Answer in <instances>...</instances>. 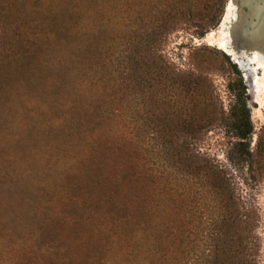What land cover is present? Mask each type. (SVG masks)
<instances>
[{"label":"trees","instance_id":"1","mask_svg":"<svg viewBox=\"0 0 264 264\" xmlns=\"http://www.w3.org/2000/svg\"><path fill=\"white\" fill-rule=\"evenodd\" d=\"M223 8L0 0V264H260L257 213L230 172L255 184L264 170L240 70L221 54L235 79L217 112L201 75L161 54L179 29L201 39ZM157 98L181 131L153 128ZM215 126L234 140L229 167L197 150Z\"/></svg>","mask_w":264,"mask_h":264},{"label":"rangeland","instance_id":"2","mask_svg":"<svg viewBox=\"0 0 264 264\" xmlns=\"http://www.w3.org/2000/svg\"><path fill=\"white\" fill-rule=\"evenodd\" d=\"M228 4L229 0H224V8L218 25L207 31L201 39L194 34L192 28L185 27L170 35L161 47V54L165 63L173 65L179 71H192L197 75H201L202 89L206 91L208 96L212 97L211 104L214 105L217 112L223 111L225 113L228 112L233 101V96L227 87L235 79V76L230 73L228 64L221 56V54H226L218 45V39L222 35V31H227L226 28L228 27V24L222 25L225 20ZM197 16L201 18L203 13H197ZM211 33L213 34L212 38L208 36ZM229 60L231 63H234L230 57ZM196 68L199 69L198 72H196ZM240 73L244 81V75L241 71ZM261 75L262 70L259 71L257 76L260 77ZM262 81L264 83V77ZM246 95L248 97L253 126V134L248 141L249 149L252 152L255 150L257 139L260 137L261 153L264 161V91L262 94H257L256 92L250 93L246 90ZM156 102H160L161 104L162 101H158V98L152 101L150 121L153 128L158 129V131L163 129L174 132L181 131L183 125H185L184 122L163 117L160 111L162 106L158 107L155 104ZM198 116L202 117V113L199 112ZM201 123L195 121L193 126H201ZM167 140L169 141V139ZM231 143H234V140L229 137H224L223 132L215 126L208 128L203 134L199 140L197 150L203 157L213 159L221 166L229 167V162L226 159V147L230 146ZM231 170L230 172H233L235 182L238 185L239 195L257 213L258 225L256 234L261 245L259 261L260 264H264V170L259 182L255 184L249 181L250 171L246 167H242L237 171Z\"/></svg>","mask_w":264,"mask_h":264},{"label":"water","instance_id":"3","mask_svg":"<svg viewBox=\"0 0 264 264\" xmlns=\"http://www.w3.org/2000/svg\"><path fill=\"white\" fill-rule=\"evenodd\" d=\"M254 7H257V9L259 8L258 10L256 9V11H259L260 15H254ZM240 11L246 16L240 23H237L233 19L229 21L224 20L223 26L228 24L226 30L234 24L240 27V30H236L234 37L228 42V48L231 52L225 54L232 59L234 64L243 73L246 90L253 93L255 92L254 79L258 75L260 69L256 67V64L252 61L254 52L259 50V48L254 44L255 40H257V36L253 37L251 32L258 33L264 27V17L261 15V13H264V0H247V2L234 0L235 16H239Z\"/></svg>","mask_w":264,"mask_h":264},{"label":"bare ground","instance_id":"4","mask_svg":"<svg viewBox=\"0 0 264 264\" xmlns=\"http://www.w3.org/2000/svg\"><path fill=\"white\" fill-rule=\"evenodd\" d=\"M241 1L247 2V0H241ZM254 9H255L254 15H256V14L260 15V12L256 11L257 7H254ZM234 13H236V12H234V0H229V4L227 5V13L225 14V21H229V20L233 19L237 23L238 22L240 23V21L244 17H246L243 15V13L241 11H240L239 16H235ZM261 15L264 17V13L263 14L261 13ZM236 30H240V27L237 26L236 24H234L227 31H222L223 33L218 39L219 48L222 51H224L225 53L231 52L230 49L228 48V42L231 41L232 37H234ZM251 33H252L253 37L257 36L256 37L257 40H255L254 44L257 48H259V50H256L254 52V56H253L252 61L256 64V67H258L260 70H262V75L260 77L256 76L254 79V88H255V92L257 94H262L264 91V83L262 81V79L264 77V27L262 28V30L260 32H258L259 34L255 33V32H251ZM208 36L212 38L213 34L211 33Z\"/></svg>","mask_w":264,"mask_h":264}]
</instances>
